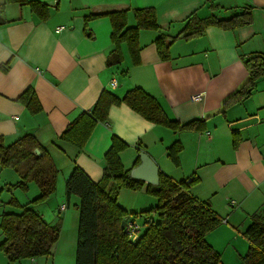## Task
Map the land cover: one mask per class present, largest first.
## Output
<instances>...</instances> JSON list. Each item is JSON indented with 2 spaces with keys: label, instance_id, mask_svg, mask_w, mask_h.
I'll return each mask as SVG.
<instances>
[{
  "label": "crops",
  "instance_id": "0c3cea01",
  "mask_svg": "<svg viewBox=\"0 0 264 264\" xmlns=\"http://www.w3.org/2000/svg\"><path fill=\"white\" fill-rule=\"evenodd\" d=\"M27 1L46 6L47 17L41 19L28 5L0 0V136L4 144L33 136L58 170L59 192L75 168L95 184L99 182L104 155L116 136L127 145L118 159L128 175L135 174L132 180L152 187L155 178L159 184L160 173L174 182L196 180L190 194L209 202L223 216L221 234H208L207 243L222 252L215 245L228 232L230 245L242 260L248 243L240 233H233L238 228L230 223L241 222L244 233L251 216L264 209V76L255 79L248 97L226 100L249 78L245 61L264 57V0ZM143 8L155 11L159 32L139 33L138 64H133L122 43L121 63L108 66L114 49L109 14L125 11L126 28H133V12ZM246 8L252 14L248 25L235 30L208 27L201 36L174 41L169 60L162 61L156 54L158 35L176 36L192 14L199 19L211 15L229 19ZM111 81L116 84L113 88ZM134 88L155 99L170 122L179 126L193 122V129L156 125L120 104L110 106L107 122L94 126L81 150L59 139L67 125L93 109L100 94L122 98ZM27 90L39 101L38 114L31 115L18 101ZM198 94L202 100L195 103L191 98ZM175 143L181 146L177 165L167 157ZM124 193L119 191L117 202ZM60 202L58 211L64 212L67 206ZM57 243L50 256L15 264H74L71 243ZM0 264H9L1 252Z\"/></svg>",
  "mask_w": 264,
  "mask_h": 264
},
{
  "label": "trees",
  "instance_id": "16d2710c",
  "mask_svg": "<svg viewBox=\"0 0 264 264\" xmlns=\"http://www.w3.org/2000/svg\"><path fill=\"white\" fill-rule=\"evenodd\" d=\"M8 3L28 5L41 19L47 17L46 6L27 0H6ZM251 9L229 19H218L214 15L199 19L190 16L184 28L173 37L159 34L154 44L162 61L170 59L169 49L177 39H190L201 36L208 27L235 30L251 23ZM136 25L126 28V12L109 14L112 24L111 42L113 51L108 55L107 65H118L122 61L120 44L127 45L134 65L138 64L140 46L139 33L159 32L156 13L152 8L133 12ZM249 78L241 90L228 100L236 101L248 97L254 88L255 79L264 76V57L254 56L245 61ZM18 101L23 103L31 115L41 111L35 94L27 90ZM124 104L145 120L171 130L188 129L194 123L183 126L170 122L155 99L140 88L124 93L122 98L103 92L89 113H81L60 134V140L81 150L97 123H106L110 106ZM127 145L112 136L109 150L104 155L103 174L99 182H92L82 170L75 168L65 184L67 198H78V228L74 264H219L220 255L207 243L206 236L223 223V219L212 210L210 203L194 198L189 190L196 180L174 182L166 175L159 174L157 187L144 186L129 178L120 161L119 154ZM39 151V155L35 154ZM181 152L179 143L168 150L169 159L178 164ZM0 168L11 169L18 176V182L10 189L27 191L28 184L34 183L39 191L38 197L26 205L14 200L9 205L15 212L1 217L0 252L9 264L22 260H34L51 255L58 241L60 226L50 225L36 213L32 206L48 199L56 192L58 170L51 157L40 147L33 136L27 135L6 146L0 136ZM121 189L145 190L157 199V205L143 214L157 215L156 223L146 222L143 234L130 240L126 235V223L136 224L137 214H128L117 203ZM125 223L121 229V223ZM140 230V228H139ZM139 234V232H138ZM248 248L242 262L244 264H264V209L251 216V224L243 233Z\"/></svg>",
  "mask_w": 264,
  "mask_h": 264
},
{
  "label": "rangeland",
  "instance_id": "374dc122",
  "mask_svg": "<svg viewBox=\"0 0 264 264\" xmlns=\"http://www.w3.org/2000/svg\"><path fill=\"white\" fill-rule=\"evenodd\" d=\"M17 182H18V176L13 170L0 169V222L3 214L17 211L16 209L12 208L9 205L10 201L14 200L19 205L23 206L30 203L34 198L38 197L39 195V191L34 183L28 184L27 191H23L16 188L8 190V188H11V186H14ZM121 190H125V193L118 199L117 203L128 214V216L137 214V218H135V222L140 228L138 234V236L140 237L145 230L146 222L149 221L156 223V221L158 220L157 215L154 213L148 215L143 214V212L148 211L157 205V199L146 193L145 190H141V191L140 190L133 191L129 189H121ZM60 201H64L65 205L67 206V209L64 212L58 211L59 204L62 203ZM77 205H78V200L76 196H71L70 199H67L65 189H62L59 192L56 191L48 199H45L44 202L32 206V208L36 211L37 214L43 216L45 222H48L50 225L58 224V226H60V234L57 242H59V244H63V242L66 243L70 242L71 254H74L76 250L75 237H77V228H78ZM217 215L221 218V220L223 219L222 214L217 213ZM233 220L234 219L232 218V221ZM240 223L241 222L234 221V224L230 223V227L231 225L235 228L237 227L238 230L233 231V233L236 235L240 233L239 234L240 237L243 238V230L245 226L241 227ZM223 228L224 225L223 223H221L220 226H218L212 232H209V234L213 233L215 235H220ZM223 236H224L223 238L221 237L218 238L219 244L215 245V247L217 249L222 250V252L216 250L210 245L220 255L219 264H236L237 261H238L237 264H244L241 258H237L236 253H234L230 245L232 238L229 237V233L226 232ZM227 236H228V240L225 238ZM210 239H213V237L208 238V240ZM223 245L226 246L224 247Z\"/></svg>",
  "mask_w": 264,
  "mask_h": 264
},
{
  "label": "built area",
  "instance_id": "2783aa9c",
  "mask_svg": "<svg viewBox=\"0 0 264 264\" xmlns=\"http://www.w3.org/2000/svg\"><path fill=\"white\" fill-rule=\"evenodd\" d=\"M61 28H59L60 30ZM115 82L111 81L110 82V86L113 88L115 87ZM192 101H195L196 102H199L202 100V94H198V95H195V96H192ZM61 209H64V206H62ZM126 223V229H125V232H126V236L130 239V240H135L137 239V235H138V232H139V226L134 223H131L130 221H127L125 222Z\"/></svg>",
  "mask_w": 264,
  "mask_h": 264
},
{
  "label": "water",
  "instance_id": "95a60500",
  "mask_svg": "<svg viewBox=\"0 0 264 264\" xmlns=\"http://www.w3.org/2000/svg\"><path fill=\"white\" fill-rule=\"evenodd\" d=\"M35 154L39 155L40 153H39L38 150H35ZM140 158H141V160L143 161L142 156H141ZM129 178H130V179H134V178H135V174H134L133 172H131V173L129 174ZM150 183H152V185H153L154 187H157V186H158L157 178H155V181H154V182L152 181V182H150ZM124 225H125V223L122 222V223H121V229H123Z\"/></svg>",
  "mask_w": 264,
  "mask_h": 264
}]
</instances>
